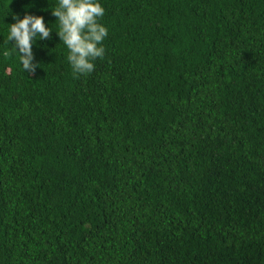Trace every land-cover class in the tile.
<instances>
[{"label":"trees","instance_id":"1","mask_svg":"<svg viewBox=\"0 0 264 264\" xmlns=\"http://www.w3.org/2000/svg\"><path fill=\"white\" fill-rule=\"evenodd\" d=\"M0 264H264V0H0Z\"/></svg>","mask_w":264,"mask_h":264}]
</instances>
